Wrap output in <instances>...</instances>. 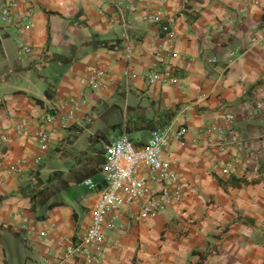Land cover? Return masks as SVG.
<instances>
[{
  "label": "crops",
  "instance_id": "obj_1",
  "mask_svg": "<svg viewBox=\"0 0 264 264\" xmlns=\"http://www.w3.org/2000/svg\"><path fill=\"white\" fill-rule=\"evenodd\" d=\"M4 1L17 2L16 18L30 27L0 26V264L58 257L85 231L98 194L83 182L104 186L100 150L116 139L105 142L103 134L121 130L142 144L154 130L179 127L184 137L163 156L183 184L180 203L112 232L117 245L103 263L264 264V0ZM151 16L172 21L171 42ZM160 60L174 66L175 83L146 81ZM94 65L107 72L98 91L85 84ZM70 99L85 104L63 125L57 118L43 124L62 106L70 111ZM226 113L235 144L227 133L219 140ZM42 124L50 131L47 152L35 139ZM234 159V174L224 175ZM54 173L69 186L50 198L52 209L33 211L20 186ZM230 178L238 185L225 184Z\"/></svg>",
  "mask_w": 264,
  "mask_h": 264
},
{
  "label": "built area",
  "instance_id": "obj_2",
  "mask_svg": "<svg viewBox=\"0 0 264 264\" xmlns=\"http://www.w3.org/2000/svg\"><path fill=\"white\" fill-rule=\"evenodd\" d=\"M252 5L257 6L258 0H252ZM17 2L4 1L0 3V26H17L29 29L30 22L27 18H16ZM251 6H246L244 12L249 11ZM31 12V10H29ZM148 20L158 24L163 37L171 42L174 32L171 29L170 20L161 23L159 18L151 16ZM18 51L22 56H28L31 50L28 46L18 41ZM210 62H213L210 61ZM127 75L134 76L131 68L127 69ZM148 83L173 84L176 81L174 66L157 61L145 77ZM107 72L99 65L89 68L85 79L86 87L90 91L100 90L106 82ZM68 105L70 111H64V106L56 109L55 113L47 114L43 124L52 123L58 119L60 124H65L71 118L75 110L82 107L85 101L70 99ZM224 122L227 131H220L219 140H225L235 144L236 136L232 133L231 125L233 117L224 114ZM42 127L35 134L38 148L41 152H47L51 145L50 131ZM186 131L179 127L174 131L169 129H157L151 132L150 138L142 144H136L125 134L118 136L113 141L104 143L102 147L103 162L98 168L102 176L104 186L98 189V185L91 179L84 180L83 184L89 191H97L96 205L91 210L90 220L85 231L77 240L67 246L58 257H41L36 264H104L105 256L111 247H116L117 242L111 236L112 232L123 231L131 222L145 220L149 216L159 215L174 206H177L183 195V184L177 174L171 169L170 164L164 158L163 152L171 144L172 140L180 141ZM26 135V132H23ZM40 164L41 157L35 159ZM234 159L222 170L224 175L232 176L235 172ZM10 171L19 172L20 168L10 167ZM161 183L159 189L152 190L150 183ZM139 203L137 213H126L124 217L119 212L124 207ZM45 233L41 232L40 237Z\"/></svg>",
  "mask_w": 264,
  "mask_h": 264
},
{
  "label": "trees",
  "instance_id": "obj_3",
  "mask_svg": "<svg viewBox=\"0 0 264 264\" xmlns=\"http://www.w3.org/2000/svg\"><path fill=\"white\" fill-rule=\"evenodd\" d=\"M262 20L264 21V14ZM104 47L109 49L114 48L113 44L102 43ZM56 180V184L53 185L51 181ZM221 182V181H220ZM80 183V182H79ZM238 180L235 178H230L225 184L238 185ZM68 183L60 179V173H54L52 178H49L46 182H43L38 174L32 176L30 183L20 186L18 195L22 197H28L32 203V210L35 211L36 208L45 207L46 211L52 209L56 204H47L50 198L60 189L68 187ZM1 203V199H0Z\"/></svg>",
  "mask_w": 264,
  "mask_h": 264
},
{
  "label": "rangeland",
  "instance_id": "obj_4",
  "mask_svg": "<svg viewBox=\"0 0 264 264\" xmlns=\"http://www.w3.org/2000/svg\"><path fill=\"white\" fill-rule=\"evenodd\" d=\"M122 134H123V132L121 130H118V131H115V132H112V130H111V131H108L105 134L106 136L103 134L102 137H103V139L106 142L107 140H112V139L117 138L118 136H120ZM100 152H102V148H101Z\"/></svg>",
  "mask_w": 264,
  "mask_h": 264
}]
</instances>
